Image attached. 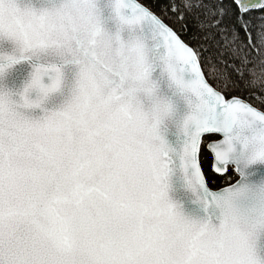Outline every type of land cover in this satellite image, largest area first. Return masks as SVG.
Returning <instances> with one entry per match:
<instances>
[{
    "label": "snow or ice",
    "instance_id": "obj_1",
    "mask_svg": "<svg viewBox=\"0 0 264 264\" xmlns=\"http://www.w3.org/2000/svg\"><path fill=\"white\" fill-rule=\"evenodd\" d=\"M0 264H264V0H0Z\"/></svg>",
    "mask_w": 264,
    "mask_h": 264
},
{
    "label": "trees",
    "instance_id": "obj_2",
    "mask_svg": "<svg viewBox=\"0 0 264 264\" xmlns=\"http://www.w3.org/2000/svg\"><path fill=\"white\" fill-rule=\"evenodd\" d=\"M218 183H219L221 186H223L224 181H223V180H220V181H218Z\"/></svg>",
    "mask_w": 264,
    "mask_h": 264
}]
</instances>
